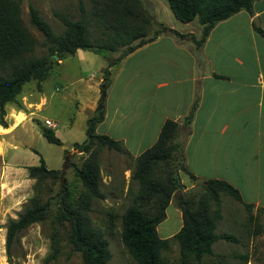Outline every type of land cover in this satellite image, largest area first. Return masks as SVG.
Here are the masks:
<instances>
[{
  "label": "trees",
  "instance_id": "1",
  "mask_svg": "<svg viewBox=\"0 0 264 264\" xmlns=\"http://www.w3.org/2000/svg\"><path fill=\"white\" fill-rule=\"evenodd\" d=\"M256 0H168L174 16L189 23L198 18L202 24L200 38L190 39L200 47L213 27L241 10L251 11ZM81 17L77 20L57 14L65 26L57 33L42 16L39 9L30 6L32 25L44 36L42 47L48 52L36 55L38 40L26 27L21 14L20 0H0V125L8 127L6 105L16 101L27 83L46 80L54 71L59 60L74 56L78 50H91L102 55L116 52L125 47L120 60L144 44L155 40L163 33L185 37L180 32L159 23L160 31L148 37L154 19L144 9L142 0H91L90 14L82 3ZM100 28L92 34L91 21ZM264 38V29L256 27ZM137 41V42H136ZM136 42V43H135ZM55 55L58 57L56 59ZM109 62L100 84L101 95L93 114L87 119L86 139L76 142L73 148L88 153L74 171L82 189L70 188L64 172L47 167L43 157L40 164L28 167L29 176L37 179L36 195L18 215L11 219L7 230V248L17 240L30 224L47 219L49 202H42L40 194L48 179L62 182L59 207L62 220L70 222V240L75 250L82 253L83 264H109L112 253L105 233L93 226L89 212L95 199H104L101 188L102 176L100 153L103 148L128 154L122 142L107 134L97 132V125L104 120L106 96L110 86ZM192 113L186 117L187 126ZM182 126L178 121L168 119L162 126L156 142L134 158L135 166L131 179L138 184L131 204L122 214V241L135 264H169L163 251L176 240L180 248L182 264H200L214 254L213 245L219 239L235 240L232 234H218L217 223L222 219L221 196L227 194L242 202L240 191L222 179H208L201 182L198 191L182 192L184 185L181 172L196 181L197 177L187 168L182 152ZM42 134L50 142L62 145V140L51 128H43ZM69 153L65 150V154ZM177 192V202L182 211L183 225L172 237L163 238L158 225L166 219V210ZM78 194V195H76ZM247 205V204H246Z\"/></svg>",
  "mask_w": 264,
  "mask_h": 264
},
{
  "label": "rangeland",
  "instance_id": "2",
  "mask_svg": "<svg viewBox=\"0 0 264 264\" xmlns=\"http://www.w3.org/2000/svg\"><path fill=\"white\" fill-rule=\"evenodd\" d=\"M20 1L23 21L39 42L36 55L46 54L48 50L42 47L43 34L30 22L31 5L39 9L57 33L65 30L57 14L77 20L82 14V3L88 17L92 19L91 0ZM154 1L142 0L144 9L155 22L148 37L160 31L158 24L163 23L158 20L155 9L162 7V2L167 4V0ZM166 20L180 23L176 25L178 29L186 28L185 23L173 14ZM198 24L201 23L197 18L193 30L198 35L196 37L200 38L202 28L198 31ZM90 30L94 35L100 33V28L93 20ZM183 35L190 38L194 34ZM124 51L125 47H122L116 52H109L106 54L107 59L105 55L90 52L93 57L86 62V50L80 49L74 56L59 60L52 74L43 82L32 80L27 83L16 101L6 105L8 127L5 129L0 125V264H83L82 253L75 250L70 240V222L59 217L61 181L48 179L45 182L40 196L42 202H49L47 219L25 228L9 251L7 230L10 220L18 218L36 195L37 179L29 176L28 167L39 165L40 157L44 158L48 168L64 172L70 188H75L78 193L82 189L74 166H80L88 153L80 152L73 146L87 137L86 116L90 114L87 107L97 95V89L99 91V79L104 76L109 62L120 61ZM47 120L56 123V127L51 129L62 140V145L50 143L42 134L43 128H50ZM65 150L69 151L67 155H64ZM99 158L101 188L106 197L93 200L89 212L91 224L103 231L109 240L112 253L109 264H135L122 241V214L131 204L138 187L137 182L131 179L135 161L129 154L106 148L101 150ZM187 175L182 173L181 180L188 185L193 182L195 186L182 192L190 194L198 191L201 181H194ZM182 192H177L173 197L166 210V219L158 225L163 238L172 237L181 228L182 216L179 215L177 199ZM221 211L223 216L217 223L216 232L232 234L236 239L217 240L213 245L214 254L200 264H264V208L245 205L230 195L222 194ZM163 256L169 264H182L176 240H171L170 248L163 251Z\"/></svg>",
  "mask_w": 264,
  "mask_h": 264
},
{
  "label": "crops",
  "instance_id": "3",
  "mask_svg": "<svg viewBox=\"0 0 264 264\" xmlns=\"http://www.w3.org/2000/svg\"><path fill=\"white\" fill-rule=\"evenodd\" d=\"M161 5L155 9L160 22L198 37L197 18L178 29L180 23L166 20L173 14L168 0ZM256 27L264 29V0L219 21L200 47L163 33L114 62L97 132L120 140L134 159L156 142L168 119L178 121L185 163L196 181L226 180L240 191L242 204L264 208V38ZM90 52L102 55L86 50V62ZM182 183L184 189L195 186Z\"/></svg>",
  "mask_w": 264,
  "mask_h": 264
},
{
  "label": "built area",
  "instance_id": "4",
  "mask_svg": "<svg viewBox=\"0 0 264 264\" xmlns=\"http://www.w3.org/2000/svg\"><path fill=\"white\" fill-rule=\"evenodd\" d=\"M46 123H47V126L48 127H50V128H55L56 127V123H53V122H51V121H46Z\"/></svg>",
  "mask_w": 264,
  "mask_h": 264
},
{
  "label": "water",
  "instance_id": "5",
  "mask_svg": "<svg viewBox=\"0 0 264 264\" xmlns=\"http://www.w3.org/2000/svg\"><path fill=\"white\" fill-rule=\"evenodd\" d=\"M56 59H58V57L55 55Z\"/></svg>",
  "mask_w": 264,
  "mask_h": 264
},
{
  "label": "bare ground",
  "instance_id": "6",
  "mask_svg": "<svg viewBox=\"0 0 264 264\" xmlns=\"http://www.w3.org/2000/svg\"><path fill=\"white\" fill-rule=\"evenodd\" d=\"M20 118V117H19ZM23 118V117H22ZM20 122H21V120H20Z\"/></svg>",
  "mask_w": 264,
  "mask_h": 264
}]
</instances>
